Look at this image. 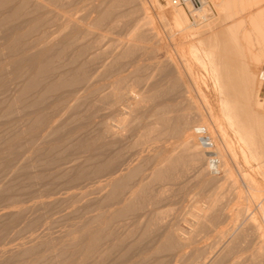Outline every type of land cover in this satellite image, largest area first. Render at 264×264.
I'll use <instances>...</instances> for the list:
<instances>
[{
	"label": "bare ground",
	"instance_id": "1",
	"mask_svg": "<svg viewBox=\"0 0 264 264\" xmlns=\"http://www.w3.org/2000/svg\"><path fill=\"white\" fill-rule=\"evenodd\" d=\"M92 1L93 3L89 11L86 15H83L85 17H81L82 15L77 17L78 13L76 11V5L78 0H0V121H2V119L10 118L11 116H17L15 114H20L21 117L22 114H24V116L27 117L26 119L29 120L27 121L25 119L28 122H26V125L21 124V126H25L21 127L22 129L20 128L21 130L19 134H17V132L13 137L11 135V138H8L4 144L2 143L5 145V148L3 147L4 149L0 150V158L3 159L7 153L9 156L12 148L14 146L16 148V145H18L22 139L27 141L34 136L37 137L40 136L41 133L43 134L44 131H46V126L49 127L52 123L53 118L57 115L60 116L63 109L67 108L68 111L66 114L72 118H75V116L81 112H83L85 118L90 117L91 121L88 118L86 119L87 121H90L89 124H87L88 122L86 123V125H89L86 127L91 131L93 130V127V133H100L98 135L100 136L99 138H97V135L94 137L98 139V143L96 142L97 140H93V138L92 141L96 144V151L100 149L104 150L101 152L104 154V157L101 153L98 155H101L100 158L103 157L102 159H104L102 167L105 171H103L102 168L101 171L107 173H105L107 177L104 182L101 180L102 184H99L100 186L96 184L98 186L93 188L94 190H92V193H89L90 195L83 192L85 197L89 195L90 198L93 197L92 194H94V192L96 193V195H94L96 197L88 200V196V198L86 197L88 201H86L85 198L84 203H81L82 207L85 204L83 209H93L91 212L93 213L94 211L96 212L95 214H91V216L88 215L90 209H88L89 211H85L87 212V216L85 213L82 214L84 212V210H81L82 208L80 209L81 212L76 208L73 209V213L72 210H69L72 215L79 211L80 213L78 212L77 215L80 216V214H82L84 217V220H79L80 222L75 223L74 226L69 223L71 226L68 227L74 229L66 230V232L63 233L61 232L63 231L61 229V234H55V232L52 233L49 230H47L48 232H45V230H43L44 232H40L38 235H32L26 243H22L17 247L14 246L15 248L10 251H5L6 253L0 256V264H99L100 262L107 264V261L105 263L103 259L105 258L104 260L108 259L109 261L112 256L107 259L106 257L111 255L109 254L113 251L111 249L115 248V246L118 247V242H120V240H126L125 242H127L129 238H134L138 240L140 244L144 242V239L146 241L147 237L148 239L153 237L154 240L151 242L152 247L150 250L147 247L149 251L146 249V252H143L144 250L140 251L143 252L142 255H144L142 257L141 254H139L138 257H140L139 260L143 258L144 264H146L145 260L148 261L151 259V262L154 261L152 264H157L160 262L161 256L165 257L174 253H182L193 243L195 247L193 250L196 251L197 255L195 254L196 256H194L191 254V257L194 256L191 258L192 262L190 259L189 262H187L188 260H185L187 263L182 260L180 264H213L217 261L220 262L219 260L223 261V259L232 255L233 250H237L236 245L239 241H247L246 236L252 234L249 233L251 232L249 230L250 228L255 229L254 227H259L255 223L256 218H259V216L256 215L257 211L264 221V189L261 188L262 186L259 185V187L256 185L259 183L255 182L251 175L250 177L244 173L245 171L241 167L240 177L244 180V187L252 192L247 190V194L245 193L246 191L244 192L242 190L239 180L235 177L236 175H233L229 163V158L235 156V153H233L235 152L234 149L232 150L229 148V146L226 145V142L223 147L218 146L219 142L217 143V140L220 138L215 140V135H212L213 129L218 133V137H223L228 133L224 125L225 119V124L228 123L230 126L228 128H230L232 133L234 132L238 137V140L243 143L241 144L244 146L242 157H244V159L246 158L245 161L247 162H254L257 166L255 168L256 170L258 169L260 172H264V116L262 110H260L264 105L260 100V93L264 83V69L260 68L264 65V0H205L203 5L198 8L188 6L190 14L194 17L196 23L197 21L201 22L204 20V25L200 23V25L202 24L201 26H204L205 28L202 32L201 30L203 28L201 30H193L192 25L190 24V18L186 10L182 7L175 6L170 0H166L168 1V6L165 8L160 0H153L160 10L158 16L159 20L164 26L166 25L167 28L169 27L171 31L175 30L174 44L176 48L178 47L182 50L180 54L182 66H178L173 58L169 57L166 64L161 63L162 65H157L158 62L152 66L155 67L154 71H151V73H162L160 78L157 77L158 79H152L154 77L153 74L151 75L153 76L151 77L153 81L150 78H136V75L131 82L129 80L127 81L124 79V81L121 79L123 81L122 84L121 82L114 83V81L101 84V81L99 80V85L96 83L98 79H95L100 77L99 74L103 76L106 73L104 67H106L107 73L110 72V74L113 75L114 72L111 73L113 71H111V68H116V63L120 64L122 60H129L133 56L137 57L140 53L145 54L148 51L153 52L155 49H153L154 46L151 44L154 42L152 39L157 38V42L160 38L156 27L154 26L156 24V18L147 14L149 8L147 7L146 0ZM212 7L215 8L218 16H209L212 14ZM118 10L123 12V15L121 13V15L119 14L120 16H117L115 12ZM139 12L146 15L143 18L136 20V14ZM114 13L117 16V19H119V24L126 18L128 20H133L131 25L128 24L129 29L126 34L128 36L127 41L117 49L116 54H114V62L109 63L115 67L113 68L112 65H99V68L97 64L96 67L98 66V69L103 68V72L98 70L100 71L99 73L94 66V63L96 64L97 61L99 63L102 61L100 60V56L103 55L96 50L100 38L91 42L85 40V38L81 36V33L84 32L87 38L91 37V35L96 33L100 28L109 26L112 17H115ZM93 14L96 15L93 16ZM133 16L136 19L132 18ZM197 17L202 20L196 21ZM62 18L65 20H63L64 22L61 25V31H53L54 25L61 22ZM117 23L114 24L112 28H114ZM197 25H199V23L196 24L195 29ZM199 27L197 29H199ZM177 34L181 36L182 39H185L189 35H202V37L205 35L206 37L203 39L200 38L199 40L197 38L198 45H195V42H193L194 45L192 42L191 44L189 43L186 46L187 51L185 52V44L183 43V45L179 42L181 40H179ZM195 37L192 38L196 39ZM150 45H152L153 48ZM148 53L150 55V52ZM188 54L191 56V59L187 58ZM134 57L130 59V61L135 60ZM196 64L206 74V78L203 81L204 86L213 87L218 94L217 105L220 104V107L218 106V109H220L219 115L216 113L215 107L209 104V99L207 100V97L206 100H204L205 103H207L206 105H208V111L207 115H204V113L202 114L201 110L198 109L199 107L197 106V108L195 106V101L188 95V93H191L192 88L199 85V78L197 77L195 69ZM121 65H123V63ZM107 67H111L109 68V72ZM138 69H140V67ZM138 69L136 68L137 72L139 71ZM107 75L105 74L104 77H113L109 74ZM102 76L99 79H101ZM142 83L145 84V89L143 87L144 91H142L143 89H139L138 95L137 93L136 95L134 94L133 98L135 99L136 96L137 100H135V102H137V105L135 106L140 107V109L142 108V110L137 108V111H142V113L137 112L135 110L136 108H130L132 112L126 111L130 114L128 117L126 116L125 111V113H122V110H118L119 107L121 108L120 105H122L121 103L120 105L118 104V99H120V97L126 92H133L136 90L134 88L139 87V85L141 88ZM82 90L83 93H81ZM120 92H122L121 95ZM162 93L165 95L166 93L169 94V103L159 104L161 102H158L157 99ZM161 96L165 97L163 95ZM161 96L160 98H162ZM174 97L178 98L175 99ZM129 98L132 99L131 95H129ZM46 99L52 101V105L50 106V108H52L51 112L48 111L43 103L48 101H45ZM50 100L48 102H50ZM120 100H122V98ZM123 100L125 99L123 98ZM154 100L158 103L154 102L155 104H153ZM176 100H178V102ZM135 102L133 103L135 104ZM174 102L176 107L180 109H175L176 107L172 109L171 105L174 104ZM151 103L153 105H151L150 109V106L148 105ZM179 104L183 108L179 106ZM37 105L41 106L37 107ZM186 105H189L188 108ZM147 106L148 108H143ZM170 106L171 108H169ZM133 110L139 113L137 115L139 117L140 114H142L141 116L147 117V115L151 113L154 118L152 115H149L153 120L150 121L148 117L145 121L144 119H141V121H144L145 123L134 120V122H138H135L136 125H139L140 123V125L135 128V124L132 123L133 121H131L130 118L133 119L136 117L135 119H140L141 117L137 118V116H135L137 113L134 111L135 114ZM144 112L147 113L146 116L143 115L145 114ZM260 112H262V114ZM31 119L33 120L30 122ZM221 120H223L224 123L221 122ZM52 128L53 129L49 131H52L50 132L51 135L53 133V136H55V132L60 128L58 127L57 129L55 126ZM31 129H34V133H32ZM60 130L62 131V129ZM131 130L136 133L133 134L134 136L131 135V138L134 137L132 140L135 141L133 142L130 140V144L128 141L129 138H127L126 135L125 138L128 143L122 145L121 143H125L123 142L124 134L120 132L123 131L126 133L128 131L131 132ZM91 131L86 132L93 135V133H90ZM174 135L175 137H178L179 142L178 144L174 143L172 148H170L171 150L161 146L164 149L166 148V150H164L159 146L162 142L163 144H166L167 139L169 141V138H175L173 137ZM46 136L42 135L44 145L49 144L46 140L50 135L47 133ZM227 136L228 135H226V137ZM166 137H168L165 139L166 141H162ZM51 138L53 137L51 136L49 140H51ZM86 138L91 139L90 136ZM32 140L34 141V139ZM85 141L87 142V140ZM158 141L160 143L159 145L157 144ZM154 142H156L155 145L157 144V147H160L162 150L159 148V151L157 150L158 148L155 149L156 147H153V149L151 146ZM94 144L89 142L87 145H90V147L95 149V147L91 146ZM128 144L130 145L126 146ZM147 145H151L148 149L150 150L152 148L154 152H151L153 154L149 153L148 149L146 150L148 151L147 153L146 151H143V153L141 152L143 150L142 148H145ZM45 149L47 150L48 148L46 147ZM136 149L141 151L132 152ZM43 150L44 149L40 152ZM90 151L91 153L93 152V150ZM240 152L242 153V151ZM135 153H139V155L136 159H132L131 157H133V155H130ZM93 157H97L95 156V153ZM93 160L96 159L93 158ZM100 160L98 159L95 163H98ZM88 166L91 167L90 163ZM100 166L101 163L98 167ZM94 167H96V165ZM92 168L93 166L91 169ZM81 169L83 170V168ZM190 169L195 171L194 173L197 178L194 179L199 180L198 184L203 186L204 189L208 190L209 188L210 191H212V193L208 191L209 194L211 193V203L208 208L205 209L209 214L207 213V217H194V224H191V234H188V232L180 227L181 222H177L179 216L177 217V221H173V223L171 221L172 224L169 221H166L169 217L168 215H171L167 210L158 211L155 209L156 212L151 213L154 215L148 216L150 217L149 220L146 218L148 221H146V219H144L143 222H141V220L139 221L140 213L138 215L135 214H137V211L139 212L141 206V209H144L147 207L145 206L146 204L151 205L154 202L158 205L160 200L165 201L166 198L168 199V197H165L168 195L166 193L168 189H165L170 185H166L164 186L165 188H163L162 183L167 181V183L171 181L174 183V180L176 182L179 179L182 180V178H184L183 172L187 171L190 173ZM238 170L240 171V169ZM238 170L237 172H239ZM148 171L149 173H147ZM66 173L68 174V171ZM83 173L85 174V172ZM145 173L148 175H145ZM188 173H186V175H188ZM93 174L94 173H92V175ZM220 174H223L224 178H220ZM195 175L193 174V176ZM95 176H97V173ZM139 176H142L141 179ZM79 177H81V174L77 176V179ZM137 179H140V182ZM226 179L231 184L230 190L233 194L230 193L232 194V197L231 194L227 195L226 192L222 191V188L225 187L222 183L224 184V182H228H226ZM222 180L224 182H222ZM136 182H138L137 185L140 184V186H137ZM138 187L139 189H136ZM169 189L172 190L171 188ZM221 191L223 193H220ZM174 192L172 194H174ZM226 195L228 198L231 197V199H228V202L226 201L227 203L224 204L223 198L224 196L226 198ZM170 196L172 195L170 194ZM172 197L174 198V196ZM254 197H259L260 199L255 205V210L252 209L253 211H251L249 207H241L239 205L244 203V201L248 202L250 205V198ZM80 198L82 197L80 196ZM171 198L169 197V200ZM82 199L76 198L75 201H83ZM62 200L60 201L62 202ZM155 200H157V202ZM234 200H237V205H235L237 206L235 213L236 217L234 218L231 215L230 218H234L231 220L235 223L232 224L233 222L230 221L228 217L226 220L228 219L232 222L229 223L227 220L229 225H235L236 223L239 224V221L241 225L237 224L238 227L236 225L237 228L235 229L232 228L235 226H230V229L232 231L234 230V233L230 231L227 232H230L232 236H229L230 233L227 234L225 231L220 233L222 239V236L225 235L227 237L228 235L229 238H231L230 241L228 238V241L226 240L227 242L225 241L226 243H223L222 246L224 248L218 252L219 254L216 253V251L215 257L211 256V260L205 262L208 257H204L207 256L206 253L208 252L206 250L209 248L206 247L205 249L204 246V248L195 246L198 245L195 243H197L200 235L203 236L204 232H208L212 226L214 227L215 225L217 226V223L219 224V221L223 219L222 215H226V210H229L231 207L230 205ZM222 202L224 205L221 204L222 206H220L219 204ZM74 204H76V202ZM81 205L79 204V206ZM152 206H154V204ZM105 208L108 209L106 210ZM103 209L106 211H102ZM141 209L140 212H142ZM218 210L220 211L219 214H217L219 212ZM63 213L64 212H62V214ZM71 213L66 214L65 212L66 216L61 215L64 217L60 219L65 218L71 220V218H74ZM15 214L16 213L10 215V219H13ZM245 214H247V216L244 217ZM253 215H256L257 217L255 218ZM7 216H9V214H7ZM70 216L71 218L69 219ZM135 216H137V218H135ZM192 216L195 215L193 214ZM243 217L244 220L243 223H241V218ZM140 218L143 219L145 217ZM183 218L181 220H183ZM226 220L224 219L223 223H227ZM184 223H186L185 220ZM61 224L62 223L57 225V227H61ZM113 225L116 227L118 225V228L121 231L118 230V228L115 230L116 227ZM50 226L48 225V227ZM120 226L123 229H121ZM113 233H115L116 236L118 235V237H113L116 238V240L111 237L115 235ZM187 235H189V237ZM257 236L259 235L257 234ZM250 237L253 236L251 235ZM108 239L111 241H107ZM129 240L128 243L131 241ZM136 240L133 242V244L135 243V246ZM113 241H117L118 245L112 244L111 242ZM262 241H264V239ZM262 241L258 242H261L260 244L254 243L255 247L253 246L255 252H252V258L249 260L253 259V262L255 263H259L264 259V245L260 247ZM121 243L120 246L122 247L124 241ZM130 244H132V242L129 243V245ZM134 245L130 246L135 247ZM142 247L143 246H141V248ZM190 247H192V245ZM239 247H241V244L238 245V249ZM130 250L128 248L127 251ZM113 254H115V252ZM184 255L185 253L183 256ZM139 260L137 262L142 264L143 262ZM249 260L247 262H249ZM133 262L134 261H132V263ZM149 262L150 261H148L147 264H151V262ZM249 263L253 264L252 261Z\"/></svg>",
	"mask_w": 264,
	"mask_h": 264
},
{
	"label": "rangeland",
	"instance_id": "2",
	"mask_svg": "<svg viewBox=\"0 0 264 264\" xmlns=\"http://www.w3.org/2000/svg\"><path fill=\"white\" fill-rule=\"evenodd\" d=\"M160 1H161V4L165 8H167L168 1H166V0H160ZM146 2H147V7L149 8L148 9L149 11H147V14L148 15H152L153 17L156 18V24L154 26L156 27V30H157V32L159 34V38H160V40H158L157 42H156L157 38H153L152 39L156 43H154L153 41H151V42H153L151 44L154 46V48H153L152 45H150V46L153 49H155V50H153V52L155 51L154 52L155 54L153 52H151V51H148V52H150V55H149L148 52L145 53V54L144 53L143 54H141V53L138 54L137 53L138 54L137 57L136 56L135 57L133 56L135 58V60H133V61L132 60L130 61V59L133 58L132 57L129 60H124L125 62L122 60L123 62L121 61L120 64H118V63L115 64L114 63L116 65V68H114L115 66H113L111 64L114 69H112L111 67H107V68H108V72L110 71L109 68H111V71L113 70L111 72V73L114 72L113 75L110 74V72L107 73L106 67H104V69L106 71L105 74L106 75L109 74V75H111L113 77L107 78V76H108L107 75V76H105L106 77L105 78L104 77L105 74L103 76L101 74H99L100 77L102 76V78L99 79L100 77L99 78L97 77L95 80L98 79V81L96 82L94 80L96 83H98L99 80H100L101 81L100 82L101 84L102 83L105 84V82L108 83V82H113V81H114V83H116V82L120 83L121 82V84H122L123 81L121 79H123V80L125 79L127 81L129 80L131 82V80L134 79L133 77H135L136 75H137L136 78H142V79H146V78H150L151 79V77L154 76L152 79L155 80L157 77L160 78L162 76L161 75L162 73L159 74V72H158L157 69L156 70H157L158 74L156 72H154V74L151 73V71H154V67H155V66L154 67H152V66L155 65V63L157 64L158 62L159 63L157 65H159V64L160 65L166 64L169 57H172L173 60L178 64V66L179 65L182 66V62L180 60V54H181L182 50L180 48H178V47L176 48V46L174 44V41H175L174 40V38H175L174 32H175V30H172L171 31V29L169 27L167 28L166 25L164 26V24L159 20V17L158 16L160 14V10L158 9V6L156 5V3L153 0H146ZM92 3H93L92 0H90V1L78 0V3L76 5V11L78 13L77 17H79V15L80 16L82 15L81 17H85L83 15H86V13L89 11L90 7L92 6ZM183 9L186 10V12H187V14H188V16L190 18V24L192 25L193 30H201L203 28L201 30V32L204 31L205 30L204 26H201L202 24L204 25V20H202V19H200V18L197 17L198 19L196 18V21L197 20H199V21L202 20L201 22H198L197 21V23H199V25H200V23H202V24L200 25V27H199V25H197V27L195 29V26H196L197 23L194 21L195 20L194 17H192L190 15V13H189L190 10L188 11L189 8L188 9L187 8H183ZM211 12H212V14L209 15L210 17H212V16L213 17L218 16L215 8L212 7V11ZM115 13H116L117 16H120L121 13L123 15V12H120L119 10L117 12H115ZM115 13H114V15H115ZM139 13L136 14L137 19L134 16L132 18H135L136 20H138V19L143 18L146 15V14H143L141 12H139ZM94 15H96V14H93V16ZM116 15H115V17L114 16L112 17V19H111V21L109 23V26H104V27L100 28L99 30H97L96 33H94L93 35H91V37H88L87 38V36H86V34L84 32L81 33V36H83L85 38V40H88V41H91V42L97 40L98 38H100L99 39V44H97V46H96V50L99 53H101V55H103V56H100V60H102L101 61L102 63L100 62L101 63L100 64L97 61L98 63L97 62H96V64L94 63V66L95 67H96L97 64H98V66L99 65L100 66L101 65L102 66L103 65H105V66H111L109 63H111V62L113 63L114 62V60H113L114 57H115L114 54H116L117 49H119L127 41L128 36L126 34L128 32V29H129L128 28L129 27L128 24L131 25V22H132L133 19L128 20L126 18L124 21H122V22L120 21L121 23L119 24V22H118L119 19H117V16ZM63 20H65V19L62 18L61 22H59V23H57V24L54 25L53 31H61V25L64 22ZM120 20H123V19H120ZM123 22H125V23H123ZM116 23H117V25L114 28H112V26H114V24H116ZM198 27H199V29H197ZM171 34H173V35H171ZM195 36H197V35H194V36H192V35L190 36L189 35L185 39H182L181 36L178 35L179 40H181L179 42H181L182 44L183 43L185 44V45L183 44L185 46L184 47L185 52L187 51L186 46L189 43L191 44V42H192V44L194 45L193 42H195V45H198L197 44L198 43V40L200 38L203 39V38L206 37L205 35L203 37H202V35H200V36L198 35L199 37L198 36L195 37ZM192 37H195L196 39H194ZM197 38H198V40H197ZM187 41H188V43H187ZM156 52H157V54H156ZM187 58L191 59V56L188 54L187 55ZM138 62H139V66H138ZM122 63H123V65H121ZM117 64H118V66H117ZM157 65H156V67H157ZM100 66H99V68H100ZM139 67H140V69H138ZM195 67H196L195 69H196L197 77L199 78V81H198L199 85L196 86V87H194V88H192L191 93H188V95L195 101V104L196 105L195 104L194 105L196 107L198 106L199 108L198 107L197 108L200 109L201 110V113L202 114L204 113V115H207V111H208L207 110V106L208 105H206L207 103H205V100H206V97H207V100L209 99L208 100L209 104H211V105H213L215 107V111L219 115L220 114V112H219L220 109H218V108L220 107V104L217 105V103H218V94L216 93V91L214 90L213 87L206 86V85L204 86L203 81L206 78V74L203 72L202 69L199 68V66L197 64L195 65ZM136 68L139 71L141 70L140 73H139V71L138 72L136 71ZM260 68L261 69H264V65H262ZM98 70L102 71L103 68L102 69H98L97 68V71ZM114 70L115 71L118 70V71L115 72ZM100 71H98V72L100 73ZM152 74H153V76H151ZM108 77H110V76H108ZM117 80H119V81H117ZM144 83L141 84L142 85L141 88H140V85H139V87L134 88L136 90H134L133 92H130V93L129 92H126L123 96L120 97V99L122 98V100L118 99L119 100V103L118 104L119 105H120V103L122 104V105H120L121 108L118 106L119 107L118 110H120V111L122 110V113H125L126 111H128V112L131 111L132 112L131 109H135V108H136L135 109L136 111H137V108H139V110H142V108L140 109V107H138V106L136 107L135 106V105H137L136 104L137 102H135V100H137L136 99V96H135V99H133V98H134V94L136 95V93H137V95H138L139 89L140 90L143 89V87L146 84V83L145 84ZM98 85H99V83H98ZM144 89H145V87H144ZM144 89L142 91H144ZM81 93H83V90L81 91ZM127 93L129 95H131L132 99L129 98V95ZM121 94H122V92H120V95ZM161 95H163L165 97H162ZM161 95L160 96L162 98H160V96H158L159 98L157 99L158 102H161L159 104H165V103H169L170 102L169 94L166 93V95H165V94L162 93ZM125 97H127V98H125ZM123 98L125 100H123ZM177 98L178 97H176L175 99H177ZM47 100L48 99H46L45 101H47ZM155 100L153 101V104L158 103V102H156L157 100L156 101ZM178 100H176V101L178 102ZM260 100H261V102L264 103V83H263V88H262L261 93H260ZM48 101L47 102H43V103L45 104V106L48 109V111L51 112L52 111V108H50V106L52 105V101L51 100H50V102H48ZM133 102H135V104ZM153 104L151 103L150 105H148V106H150V109H151V105H153ZM176 104H178V103H176ZM41 105H43V104H41ZM41 105H37V107L38 106H41ZM131 106H134V107H131ZM148 106L147 107H143V108H148ZM171 106H172V109H174L176 107L175 102ZM171 106L169 108H171ZM179 106H181V105L179 104ZM186 106H184V107H186ZM188 106H187V108H188ZM263 107H264V105H263ZM263 107L260 108V110H262L263 116H264V108ZM152 108H154V107H152ZM166 108L168 109L167 106H166ZM177 108L178 107H176L175 109H177ZM178 109H180V108H178ZM135 110H133V112ZM67 111H68V109L67 108H64L63 111L61 112V115L60 116L59 115L55 116L53 118V120H52V123L49 125V127L46 126V131L43 130L44 131L43 134L41 133V135L40 136H37V137L34 136L30 140L28 139L27 141L26 140L24 141V139H22L20 143L18 142L19 144L16 145V148H15V146L12 148L11 152L9 153V156H8V153H7L6 154L7 156L6 155H5V157L3 156L4 157L3 159L0 158L1 159L0 160V256L3 255L4 253H6L7 251H10L13 248L17 247L18 245H20L22 243H26V241L29 240L32 235H38L40 232H44L43 230H45V232L47 230H49L52 233L55 232V234H58V233L61 234V232L62 233L63 232H66V230H72V229H74V228H70L68 226H71L70 224H73V226H74L75 223H78V222L84 220V217H83L82 214H84V213L86 214L87 212H85V211H89L88 209H90V208H88V209H85L84 208L83 209V207H84L85 204L82 207L81 203L83 204L85 198L86 197L88 198V196L90 195L89 193L90 192L92 193V190H94L93 188H96L99 184L101 185L102 182H104L105 178L107 177V175H105L106 172L105 173L103 172L105 170L102 167L103 166L102 164H104V159H102L104 157V154L101 153V152H103L104 150H101L100 149V150L96 151V147H95L96 144H94L95 142L92 141V138H93V140H97L96 142L98 143V139L97 138L100 137V136H98L100 133H98L96 131H95L96 133H93V130H94L93 127H92V129H93L92 131L88 127H86V126H89V125H86V123L88 122L87 124H89V122L91 121V119H90V117H87L86 116L90 120V121H87L86 120L87 118H85L83 112H81L80 114L76 115L75 118H72V117H70V116H68L66 114ZM143 111H146V110H143ZM128 112L125 113L126 116L130 115ZM137 112H139V113L141 112L142 113V111H137ZM262 112H260V113L262 114ZM139 113H137L135 116H137ZM144 113L145 114H143V115L146 116L147 113L146 112H144ZM133 114H132V117H133ZM15 115H17V116H15V117L14 116H11L10 118H6L4 120L2 119V121H0V150L1 149L3 150L5 148L4 147L5 145H3L4 142L8 138H11V135L13 137V135L16 134L17 132H18L17 134H19L20 130L22 129L21 127H24L28 123L27 121H29V120L26 119L27 117H25L24 114H22V117H21L20 114H15ZM141 115L142 114H140V117L141 118L139 116H137V118H140V119H135L136 118L135 117L133 119L130 118V120L133 121L132 122L133 124H135L136 121L134 122V120L141 121V119H144V121H145L147 119V117H148L150 119V121H151L154 118L151 113H149L147 115V117H144V116H141ZM149 115L150 116L152 115L153 118L151 119V117ZM32 120L33 119H31L30 122ZM144 121L143 122L141 121V122L142 123H145ZM221 122H223V120H221ZM224 122L226 123V120L225 119H224ZM136 123H138V122H136ZM225 123H224V125L226 127L225 129L228 132V133L226 132L227 134H225L223 137H218V135H217L218 133L213 129L214 131L212 130V135L213 136L215 135L214 136L215 140H217L218 138H220V139L217 140V143L219 142L222 145H220L218 143V146L223 147L225 145V142H226V145H228L229 148H231L232 150L234 149L235 152H233V153H235V156H232L231 158H229L230 160L229 159L228 160H229V163H230V167L232 168L233 175L234 176L236 175L235 177L239 180L240 187L242 188V190L244 192L246 191L245 193H247V194H248V191L249 192L251 191V190L247 189L246 187H244V180H242V177H240L241 176V167H242V169L245 171L244 173H246L249 176L251 175L254 178L255 182L259 183V184H256V185H258V186L260 185V186H262L261 188L264 189V172H260L258 169H257L258 170L257 171L255 169L257 166H256V164L254 162H251V161L250 162H247V161H245L246 158L244 159V157H242L243 150H244V146H242L241 144H243V143H241L238 140V137L234 134V132L232 133V130L230 128H228V127H230L228 125V123L227 124H225ZM21 124H25V125H22L21 126ZM139 125H140V123H139ZM139 125L138 124L137 125L135 124V128H137ZM54 126L57 127V129H58V127L60 129H62V131L60 129H58V131H60V132L56 131L55 132V134H56L55 136H53L54 135L53 133L51 135L50 132H52V131H49V130H52L53 129L52 127H54ZM64 126H65V128H64ZM44 128H45V126H44ZM113 129L116 130L115 128H113ZM133 129H134V127H133ZM33 130L34 129H31L32 133H34ZM86 131H91L90 133H93V135L92 134H89V132H86ZM85 132L88 133L89 135L86 134ZM128 132H126V133H124L123 131L120 132V133L124 134V137L123 138L125 140V141L123 140V142H125L124 144L121 143L122 145H125L126 143H128L127 140H126V138H125L126 135H127V138H129L128 139L129 143L131 144V141L130 140H132L134 138L133 137L134 136L133 134H136L132 130H131V132H129L130 134ZM47 133L50 135V137L52 136L53 138H51V140H49L50 137H48L46 141H48L49 144L44 145V141H43L44 139L42 138V135L46 136ZM96 135H97V138H94V137H96ZM131 135H133L132 136L133 138H131ZM226 135H228V136L226 137ZM89 136L91 137V139L86 138V137H89ZM173 137H175V135ZM167 138L168 137L164 138L162 141H166L165 139H167ZM32 139H34V141ZM85 140H87V142L89 141L91 144L93 143L94 145H91V146L95 147V149L92 148V147H90V145L88 146L87 144H89V142L87 143ZM1 141H3V142H1ZM57 141H58V143H57ZM159 141L157 143L158 145L161 143V141H160V143H159ZM236 141H238V142H236ZM42 142H43V144H42ZM178 142H179V140H178V137L176 136L175 138H169V141L167 139L166 144H163V142H162L163 145L160 144L159 146L160 147L161 146H164L167 149L168 148L170 149V148H172V146L174 145V143H177L178 144ZM155 143L156 142H154V144L151 143L152 146L151 145H147L145 148H142L143 149L142 151L136 149L135 151H132V152L141 151L143 153V151H146L148 148H150V146L152 148L153 147L154 148L156 147L155 149L158 148L157 150H159V151H160L161 148L164 149L163 147H161V148L160 147H157L158 145L157 144L155 145ZM130 144H128L126 146H129ZM37 145H38V147H37ZM51 146H52V148H51ZM44 147L45 148L47 147L48 149L46 150ZM86 147H87V149H86ZM41 148L44 149L42 152H40L42 150ZM152 148L150 150L148 149L149 153H151V154H153L152 152H154L153 151L154 148L153 149ZM166 148L164 150H166ZM49 150H50V152H49ZM90 150H93V152L91 153ZM47 151H48V153H47ZM148 151H146V153ZM240 151H242V153ZM39 153H41V154H39ZM94 153H95V156H97V157H93ZM99 153H101V155L103 154V157L102 158H100L101 155H98ZM132 155H133V157H131V158L132 159H136L138 157L139 153L131 154L130 156H132ZM93 158L96 159V160H93ZM98 159L99 160L102 159V160L98 161V163H95V161H97ZM232 161H234V162H232ZM86 162H87V164H86ZM99 162L101 163V166L100 167H98L100 165ZM89 163H90L91 167L93 166V168H95L96 170L93 169V168L91 169V167L88 166ZM94 163H95L96 167H94L95 166ZM248 163H249V165H248ZM85 166H87V167H85ZM81 168H83V170ZM86 168H87L88 171L86 170ZM101 168L103 169V171H101L102 170ZM238 169H240V171ZM190 170H191V171H189L190 173H188L187 171H184L183 172L185 175L183 174L184 178H182V180L179 179L181 181L177 180V182H176L174 180V183H173V181L169 182L171 184L167 183L168 181L167 182H163V183H165V184L162 183L163 188H165L164 186H166V185H170L169 187L167 186L166 189H165V190L168 189V191L166 193L169 196L168 195L165 196V197H168V199L167 198L166 199L164 198L165 201L162 200L164 202H162L161 200H160L161 201L160 202L158 200L159 201L158 202V205L159 206L157 204H155L154 202L153 203L150 202V203H152L151 205H149V204H148L149 206L147 204L145 205V206L150 207V208H147L146 207V208H144L145 210L144 209H141V207H142L141 206L140 209H141L142 212H140V209H139V212L137 211V214H135V215H138L140 213L139 214V221L141 220V222H143V220L146 219V218H148V220H149L150 217H148V216L154 215V214H151V213H155L156 212L155 209L158 210V211H162V210L165 211V210H167L169 212V214H171V215H168L169 217H168V219L166 218L167 219L166 221H169L170 223L172 221V223H173V221H177L178 220L177 217L179 216V220L177 222H181L180 223V227L183 228L186 232H188V234L189 233L191 234V226L194 224V221H195L194 220L195 219L194 217H197V216L207 217L208 216L207 215L208 212H206L205 209L208 208V206L211 203L210 194L212 193V191H210L209 188H208V190L207 189H204L203 186H201L200 184H198L199 183V180L194 179V178H197V176L194 173L195 171L193 169H190ZM192 170H193V172H192ZM237 170L240 173L237 172ZM67 171H68V174L66 173ZM75 172L78 173V174L79 173L81 174V177L78 178L79 181L77 179V176H79L80 174L78 175ZM83 172H85V174ZM88 172H90L91 174L88 173ZM92 173H94V174L92 175ZM96 173H97V176H95ZM147 173H149V171ZM147 173H145V175H148ZM186 173H188V175H186ZM193 174L195 176H193ZM71 177H73V178H71ZM141 177H140V179H141ZM143 177H145V176H143ZM219 177L220 178H224V175L223 174H220ZM140 179H137V180L140 182ZM101 180H102V182H101ZM227 181L228 180L226 179V182ZM99 182H101V183H99ZM222 182H224V181L222 180ZM137 183L138 182H136V185H137ZM175 183H176V185H175ZM96 184H98V185H96ZM242 184H243V186H242ZM157 185H160V184H157ZM222 185H225V187L222 188V191L223 192H226L227 195H230L232 193V191L230 190V185H231L230 182L229 181L227 183L224 182V184L222 183ZM137 186H140V184H138ZM226 186L228 187V189H227ZM169 188H171L172 190H170ZM245 188H246V190H245ZM136 189H139V187L136 188ZM202 189H204V190H202ZM224 189H225V191H224ZM81 191H82V193H81ZM208 191L211 192V193L209 194ZM222 191L220 193H223ZM83 192L84 193H87L89 195H87L85 197V195H83ZM173 192H174V194H172ZM71 194H74V195H71ZM170 194L172 196H174V198L172 196H170ZM232 194H231V197H232ZM92 195H93V197H96V196H94V195H96L95 192ZM92 195H91V197H92ZM227 195H226V198H225V196L223 198L224 199V201H223L224 204L228 202L227 201L228 199H231V197L228 198ZM67 196H69V197H67ZM80 196L82 198H84V199L80 198ZM70 197H72V198H70ZM169 197L170 198L172 197V198L169 200ZM76 198L82 199L83 201H79L78 200L79 201V203H78V201H75ZM87 198H86V201H88L89 199H92V198H90V196H89L88 200H87ZM60 200H62V202ZM259 200H260L259 197H254V198H250V202H251L250 205H249L248 202H245V201H244L245 204L242 203V204H239V205L241 207H244V206L249 207L250 210L253 211V210H255V208H256L255 205L259 202ZM155 201L157 202V200H155ZM75 202H76V204H74ZM223 202L220 203L219 205L222 206L221 204H223ZM85 203H87V202H85ZM79 204L81 206H79ZM153 204H154V206H152ZM233 204H234V206H233ZM161 205H162V207H161ZM235 205H237V200L236 201L234 200L231 203V205H230L231 207L229 206L231 208V209L229 208L230 211L227 209L226 210V215H224V216L222 215L223 219L220 216V218L222 219L221 220L222 222L219 221L220 219L217 220V221H219V224L217 223V226L214 224L215 226L214 227L212 226L213 228L211 227L212 230L210 228L208 230V232H204L203 233V236L202 235L199 236L198 241L196 239L197 243H195V244H198V245H195V246L202 247V248L205 247V249H206V247L209 248V249L206 250L208 253H206L207 256L204 257V258H207L208 257V259L205 260V262L206 261L209 262L211 260V256L215 257V252L216 251H217L216 253H218L220 250H222V248H224L222 246L223 243H226L228 241L229 236H232L230 232L234 233L233 232L234 230L232 231L230 229L231 228L230 226H235V227H232V228L235 229V228L238 227V225H241L240 224V221H239V224L236 223L235 225H231V224L229 225V223H232L233 222L231 219H234L236 217V214L235 213H236L237 206H235ZM75 208L77 210H79V211H80L81 208H82L81 210H84V212L82 214H80L81 217L79 215H77V213L79 211L78 212H75L76 215H75V213H74V215H72L73 209H75ZM108 208H105V209L107 210ZM105 209H103L102 211H104ZM69 210L70 211L72 210V213L69 212ZM92 210L90 209V211L88 212L89 213L88 215L91 216V214L93 215V214L96 213L94 211L92 213L91 212ZM22 212H23V214H22ZM62 212H64V213L62 214ZM65 212H66V214L67 213L68 214L71 213L72 217H74V218H71V216L69 217V219L71 218V220H68V219H65L64 218L66 221L64 219H60V218H63L64 217V216H61V215H65ZM230 212H231V214H230ZM232 212H234V213H232ZM13 213H16V214L13 216V219H10L11 218L10 215H12ZM219 213H220V211L217 214H219ZM7 214H9V216H7ZM20 214H22V215H20ZM180 214H182L183 216L180 215ZM193 214L195 216H192ZM17 215H20V216H17ZM146 215H147V217H146ZM201 215H203V216H201ZM231 215L234 218H230ZM256 215H258L260 219L259 218H256L257 217ZM256 215H253V216H255V218H256V222L255 223L259 227L258 228L257 227H254L255 229L252 228L254 230L253 231L248 226L250 228L249 230L251 231L249 233L250 234L252 233L251 235L253 237H250L251 235H248L249 237L246 236L247 237L246 238L247 241L246 240L243 241L245 243H243L242 241H239L237 243V245H236L237 246L236 247L237 250H233V253H232L233 256L230 254L231 256H229L228 258L223 259L224 262L222 260H219L220 262L217 261V262H214L213 264H247V263L248 264H251V263H249L251 261H252L253 264L255 263V262H253V259L252 260H249V259L252 258V255L255 252L254 251L255 250V248H254L255 247V244H257L259 241H262L264 239V235H262V234H264V225H263L264 224V221H263L261 215L258 213V211L256 212ZM86 216H87V214H86ZM245 216H247V214H245L244 217ZM140 217H145V218L141 219ZM181 217L182 218L184 217L183 220H181L182 219ZM227 217L232 222H230L227 219L229 221V223H228L227 220H226ZM244 217L241 218V220H242L241 223H243ZM135 218H137V216H135ZM250 218H249V222H250ZM76 219H78V220H76ZM224 219L226 220L227 223H223L224 222L223 221ZM148 220L146 219V221H148ZM184 220L186 221V223H184ZM69 221H71V222H69ZM166 221L164 220L165 223H166ZM251 221H252V219H251ZM220 222H221V224H220ZM237 222H238V220H237ZM60 223H62L61 224V227H59V226L57 227V225H60ZM234 223L235 222H233L232 224H234ZM53 224H56V225H53ZM48 225L49 226L52 225V226H50L51 228L48 227ZM236 225H237V227H236ZM113 226H115V225H113ZM117 228H118V225L115 228V230H117ZM120 228H121V226H120ZM214 228H215V230H214ZM61 229L63 231H61ZM64 229H65V231H64ZM121 229H123V228H121ZM118 230H120V229L118 228ZM256 230H257V232H256ZM224 231L225 232L230 231V232H227V234L230 233V235L229 236L227 235V237L224 235L225 237L222 236L223 237V239H222L221 236H220L221 235L220 233H222ZM113 232H115V231H113ZM115 233H113V234H115ZM117 234H118V231H117ZM224 234H226V233H224ZM257 234L259 236H257ZM114 236L115 237H118V235L116 236V234L113 235V236H111V237L113 238ZM187 236L189 237V235H187ZM111 237H109V238L112 239ZM151 238H152V240H151ZM151 238L148 239V237H147L146 238V241L144 239L143 240L144 242L143 243H140V244H139L138 240H136L134 238H131V239L129 238L131 240L130 241L128 239L130 241L129 243L132 242V244H130L131 246L135 244V243L133 244V242L136 240V246L134 245L135 247H131L129 245V243H128V240H127V242H125L126 240H122V241H124V244H123L124 246L122 245V247L120 246V244H122L121 243L122 242L121 240H120V242H118L119 245H118L117 241L116 242L113 241L115 243H113V242H111V243L118 245L119 248L117 246H115V248L111 249L113 251L109 253L111 255L107 256L106 259L107 258H110L111 256L113 258L111 257L109 259V261H108V259L107 260H104L105 259L104 258L103 261L105 263L107 261V264H113V263H115V264L116 263L117 264H127V263L131 264L132 261H134L132 264H135L140 259V257H138L139 254H141V256L143 257L144 254L142 255V253L143 252H146L145 249L147 251H149L150 248L152 247L151 242H153L154 238L153 237H151ZM110 239H108L107 241H109ZM113 239L116 240V238H113ZM230 239L231 238H229V241H230ZM223 240H224V242H223ZM137 242H138V245H137ZM263 242L264 241H262V244L260 245V247H262L264 245ZM260 243H258V244H260ZM149 244H150V247H149ZM193 244H191L193 248L190 247L191 245H189V248L187 247V249H185L182 252L183 254L185 253V255H186V256L184 255L185 256V259H184V256H183L182 253H174L172 255L165 256L166 258L164 256H161V259H160V257H159L160 262H158V263L159 264L160 263L161 264H180V262L182 260H184V261L185 260L186 261L188 260L187 262H189L192 257H194V256L197 255L196 254V251L193 250V249H195V247H194ZM240 244H241V247H239V249H238V245H240ZM112 246H111V248H112ZM141 246H143V247L141 248ZM242 246H244V247H242ZM116 247H117V249H116ZM147 247L149 248V250L147 249ZM210 247H211V249H210ZM128 248H129V250L130 249L131 250L130 251H127ZM120 249H121V251H120ZM142 250H144V251L143 252H140ZM114 252H115V254L117 256L115 254H113ZM191 254L194 255V256L191 257ZM151 260H148V261L151 262ZM248 260H249V262H247ZM139 261H142L143 262L144 260H143V258H141V260H139ZM145 261H146L145 263L147 264L148 261L147 260H145ZM263 261H264V259H263ZM263 261H261L259 263H255V264H264ZM191 262H192V260H191ZM101 263H103V262H100L99 264H101ZM152 263H154V261L151 262V264ZM142 264H144V262Z\"/></svg>",
	"mask_w": 264,
	"mask_h": 264
},
{
	"label": "built area",
	"instance_id": "3",
	"mask_svg": "<svg viewBox=\"0 0 264 264\" xmlns=\"http://www.w3.org/2000/svg\"><path fill=\"white\" fill-rule=\"evenodd\" d=\"M170 1L175 6L188 9V6H191L193 8H198V7L202 6L205 0H170ZM188 11H189V9H188Z\"/></svg>",
	"mask_w": 264,
	"mask_h": 264
}]
</instances>
